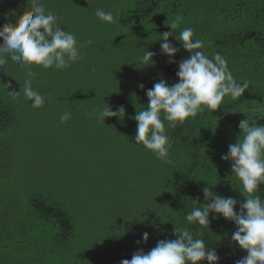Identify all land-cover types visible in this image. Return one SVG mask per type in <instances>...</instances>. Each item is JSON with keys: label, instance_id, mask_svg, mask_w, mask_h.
I'll return each mask as SVG.
<instances>
[{"label": "trees", "instance_id": "obj_1", "mask_svg": "<svg viewBox=\"0 0 264 264\" xmlns=\"http://www.w3.org/2000/svg\"><path fill=\"white\" fill-rule=\"evenodd\" d=\"M43 2L84 45L83 58L63 70L31 69L32 87L46 99L38 109L22 92L28 69L10 60L0 69V264H120L174 240V227L189 226L186 214L206 203L204 188L242 203L231 162L221 156L242 139V120L264 125V0ZM29 8L28 0H0V27ZM97 9L118 22L100 21ZM177 17L174 35L191 27L201 50L209 58L219 53L249 87L175 128L164 121L172 145V163L165 164L135 143L134 117L156 82H178V65L189 53L170 36L180 51L169 63L159 41ZM146 50L155 53L154 66L141 63ZM106 105L122 107L124 117L99 122L96 113ZM64 112L71 116L62 123ZM189 227L216 250L218 264L247 255L231 241L235 224L222 216L210 213L209 228Z\"/></svg>", "mask_w": 264, "mask_h": 264}, {"label": "clouds", "instance_id": "obj_2", "mask_svg": "<svg viewBox=\"0 0 264 264\" xmlns=\"http://www.w3.org/2000/svg\"><path fill=\"white\" fill-rule=\"evenodd\" d=\"M28 2L29 10H24L15 23L6 22L0 27V69L9 60L28 69L22 92L26 100L31 101L30 106L38 109L44 106L46 99L33 89L34 73L31 69H67L83 58L81 49L84 45L78 42L74 33L61 27L60 18L46 9L43 0ZM95 15L108 24L118 22L111 11L97 9ZM181 21L182 17H177L169 26L173 31L159 35L161 53L169 58V63L175 62L174 57L180 51L169 42L170 36L189 53L188 58L178 65V82L171 86L163 79L156 82L146 91L147 107H142L134 117L137 124L135 143L150 150L165 164L172 163L169 158L172 145L164 121L169 122L167 127L175 128L206 109L216 111L221 108L226 96L239 98L249 87L247 81L239 83L234 78L226 59L219 53L209 58L201 50L203 42L193 38L191 27L180 30L178 36L174 35ZM91 43L88 40L85 45ZM154 56V52L146 50L140 61L144 67L154 66ZM5 86L9 87L7 84ZM139 87L143 89L144 85ZM12 94L13 98H17L20 91ZM122 114L124 117L122 107L113 111L106 105L96 113V118L105 125V118H120ZM70 116V112H64L60 117L61 122L68 121ZM239 128L242 139L239 135L235 143L229 144L227 153L221 159L231 162V172L239 181V192L244 201L240 203L232 197L213 194L211 188L206 187L203 189L206 203L196 202L199 206L193 207L185 220L189 226L209 228V214L215 213L233 222L236 230L231 234V241L247 252L236 264H264V199L258 194L260 186L264 185V125L254 120H242ZM238 203L239 211H236ZM189 226L174 227V240H160L147 254L139 250L131 260L123 259L120 264H218L220 258L216 250L208 248L203 234L197 232L194 235ZM147 239L148 233L145 232L142 241L146 242Z\"/></svg>", "mask_w": 264, "mask_h": 264}]
</instances>
